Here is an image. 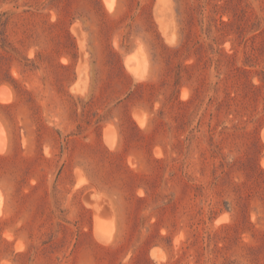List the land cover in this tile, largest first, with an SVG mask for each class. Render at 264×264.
Segmentation results:
<instances>
[{"label": "rangeland", "instance_id": "374dc122", "mask_svg": "<svg viewBox=\"0 0 264 264\" xmlns=\"http://www.w3.org/2000/svg\"><path fill=\"white\" fill-rule=\"evenodd\" d=\"M113 3L0 0V264H264V0Z\"/></svg>", "mask_w": 264, "mask_h": 264}, {"label": "bare ground", "instance_id": "6f19581e", "mask_svg": "<svg viewBox=\"0 0 264 264\" xmlns=\"http://www.w3.org/2000/svg\"><path fill=\"white\" fill-rule=\"evenodd\" d=\"M113 1L114 0H104V2H105V4L107 5V6H109V7H111V5H113L114 6V4L115 3H113ZM113 3V4H112ZM113 6H112V8H113ZM111 11H112V9H111ZM110 11V12H111ZM2 88V87H1ZM3 90H5L4 88H3ZM6 91V90H5ZM5 91H4V93H1V94H4L5 95V98H7L8 96H10V95H8V93H7V95L5 94ZM8 91V90H7ZM0 94V95H1ZM4 95H2V97L4 96ZM2 97L0 98V100H2ZM11 98V97H10ZM6 100H8V98L6 99ZM5 102V99H4V97H3V100L2 101H0V102ZM2 130L3 129H0V148L3 146V143H4V141H5V137H4V135H3V132H2ZM4 131V130H3ZM5 133V132H4ZM7 138V137H6ZM5 144H6V142H5ZM1 206H2V202H1V199H0V208H1ZM104 209V208H103ZM101 215V214H100ZM97 217V216H96Z\"/></svg>", "mask_w": 264, "mask_h": 264}]
</instances>
